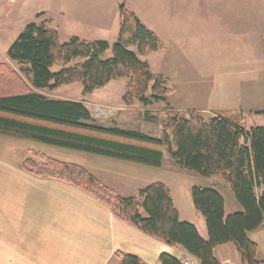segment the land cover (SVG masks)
I'll use <instances>...</instances> for the list:
<instances>
[{"label":"trees","instance_id":"trees-1","mask_svg":"<svg viewBox=\"0 0 264 264\" xmlns=\"http://www.w3.org/2000/svg\"><path fill=\"white\" fill-rule=\"evenodd\" d=\"M112 57L102 59L106 41L86 43L78 38L59 42L58 32L29 23L6 51L7 59L23 68L0 63V135L77 151L152 168H160L164 150L176 166L201 177H219L227 183L242 212L224 216V201L213 189L193 187L191 201L204 218L207 239L194 225L179 220L167 186L156 182L133 197L117 196L83 167L50 158L27 157L20 168L42 180H55L88 194L105 205L117 220L170 246L182 248L197 264H219L214 250L231 244L240 264H264L248 233L264 224V128L245 129L238 113H215L166 108L159 123L161 138L96 124L77 101L50 99L40 92L80 83L85 94L112 81L127 79L122 102L147 108L165 103L172 92L168 80L153 74L138 55L158 51L157 37L124 6ZM134 47L136 52L130 48ZM75 59L81 63L71 66ZM53 68H58L53 71ZM264 115V112L257 113ZM118 264H144L137 257L116 253ZM161 264H181L162 254Z\"/></svg>","mask_w":264,"mask_h":264},{"label":"rangeland","instance_id":"rangeland-1","mask_svg":"<svg viewBox=\"0 0 264 264\" xmlns=\"http://www.w3.org/2000/svg\"><path fill=\"white\" fill-rule=\"evenodd\" d=\"M120 6L159 41L158 51L138 57L153 74L168 80L172 92L167 101L147 108L137 102L125 105L122 96L127 79L112 81L88 94L80 83L41 94L81 102L104 128L158 139L162 137L160 124L146 121L145 114L162 119L169 107L200 111L206 118L219 112L238 113L245 129L264 128V115H257L264 112V0H0V63L26 78L23 67L10 62L6 51L31 22L56 30L61 44L74 37L86 43L106 41L110 48L102 59H110L120 28ZM130 49L136 52L134 47ZM82 61L75 59L70 65ZM10 142L3 144L5 152L10 151V160L32 157L40 162L47 157L79 165L123 198L135 196L151 183H162L170 191L180 220L197 226L204 220L193 209V187L223 195L226 213H232L235 206L227 183L216 176L205 178L179 168L167 150L162 166L152 168L15 138ZM238 208L242 209L239 204Z\"/></svg>","mask_w":264,"mask_h":264},{"label":"crops","instance_id":"crops-1","mask_svg":"<svg viewBox=\"0 0 264 264\" xmlns=\"http://www.w3.org/2000/svg\"><path fill=\"white\" fill-rule=\"evenodd\" d=\"M11 139L0 135V264H118L116 253L135 256L144 264H161L162 254L197 264L182 248L117 220L105 205L73 186L24 172L19 158L10 160V151L4 150L3 144L10 145ZM221 196L225 217L242 212L235 201L232 213H226ZM182 222L194 225L200 237L207 239L205 221L199 227ZM248 238L264 260V224L248 233ZM214 256L219 264H240L231 244L217 247Z\"/></svg>","mask_w":264,"mask_h":264},{"label":"built area","instance_id":"built-area-1","mask_svg":"<svg viewBox=\"0 0 264 264\" xmlns=\"http://www.w3.org/2000/svg\"><path fill=\"white\" fill-rule=\"evenodd\" d=\"M181 264H195L193 261L190 260H182Z\"/></svg>","mask_w":264,"mask_h":264}]
</instances>
